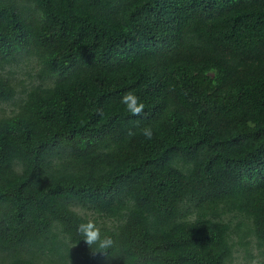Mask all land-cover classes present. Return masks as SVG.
Here are the masks:
<instances>
[{"label":"trees","instance_id":"obj_1","mask_svg":"<svg viewBox=\"0 0 264 264\" xmlns=\"http://www.w3.org/2000/svg\"><path fill=\"white\" fill-rule=\"evenodd\" d=\"M0 264H264V0H0Z\"/></svg>","mask_w":264,"mask_h":264},{"label":"clouds","instance_id":"obj_2","mask_svg":"<svg viewBox=\"0 0 264 264\" xmlns=\"http://www.w3.org/2000/svg\"><path fill=\"white\" fill-rule=\"evenodd\" d=\"M121 102L125 104L128 110L133 115H140L144 109L142 103H138V98H136L132 93H126ZM132 133H130L131 135ZM143 135L147 139L152 138V130L150 128H145L143 130ZM76 231L79 233L83 242L90 248H95V253H101L105 255L107 251L113 248L115 241L111 236L102 235L100 228L97 226V222L94 219L84 217L81 219L80 223L77 225Z\"/></svg>","mask_w":264,"mask_h":264},{"label":"rangeland","instance_id":"obj_3","mask_svg":"<svg viewBox=\"0 0 264 264\" xmlns=\"http://www.w3.org/2000/svg\"><path fill=\"white\" fill-rule=\"evenodd\" d=\"M29 80L26 79V82H28ZM35 82H38V79L34 80Z\"/></svg>","mask_w":264,"mask_h":264}]
</instances>
